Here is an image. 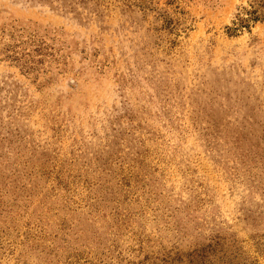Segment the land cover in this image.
<instances>
[{"label":"rangeland","instance_id":"1","mask_svg":"<svg viewBox=\"0 0 264 264\" xmlns=\"http://www.w3.org/2000/svg\"><path fill=\"white\" fill-rule=\"evenodd\" d=\"M0 264H264V0H0Z\"/></svg>","mask_w":264,"mask_h":264},{"label":"trees","instance_id":"2","mask_svg":"<svg viewBox=\"0 0 264 264\" xmlns=\"http://www.w3.org/2000/svg\"><path fill=\"white\" fill-rule=\"evenodd\" d=\"M253 13V12H252Z\"/></svg>","mask_w":264,"mask_h":264}]
</instances>
